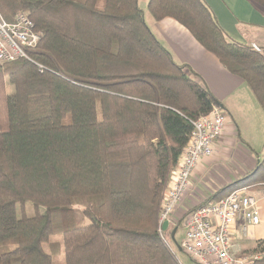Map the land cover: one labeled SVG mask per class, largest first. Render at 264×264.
Listing matches in <instances>:
<instances>
[{
  "label": "trees",
  "instance_id": "obj_1",
  "mask_svg": "<svg viewBox=\"0 0 264 264\" xmlns=\"http://www.w3.org/2000/svg\"><path fill=\"white\" fill-rule=\"evenodd\" d=\"M146 7L188 30L264 112V48L230 40L205 0ZM18 12L41 39L28 59L0 64V264H54L44 245L57 234L64 264H181L165 238L181 221L160 231L161 202L192 123L219 101L156 38L139 0H0L6 21ZM233 185L263 193L264 157ZM27 202L34 215L18 217ZM251 252L264 264V238Z\"/></svg>",
  "mask_w": 264,
  "mask_h": 264
},
{
  "label": "crops",
  "instance_id": "obj_2",
  "mask_svg": "<svg viewBox=\"0 0 264 264\" xmlns=\"http://www.w3.org/2000/svg\"><path fill=\"white\" fill-rule=\"evenodd\" d=\"M205 1L230 40L253 43L259 48H264L263 8L250 0ZM144 19L150 30L153 27L151 31L170 51L172 58L178 63L189 65L197 76L194 78L201 79L206 84L219 101L218 107L226 117L222 134L213 144L212 155L198 163L189 189L177 204L169 222L172 228L175 222L182 221L186 217L190 209L197 208L211 196L217 197L218 195L214 196V194L221 189V186L224 188L232 185L254 169L258 160L251 156L245 144L237 137H241L243 142L250 145L247 140L251 139L243 138L245 136L240 127L242 124H249L248 117L252 114L258 121H261L262 117L254 97H251L246 89V83L224 69L217 57L206 51L182 25L171 18L152 21L144 16ZM224 170H228L226 176L223 175ZM256 196L260 221L256 225L249 226L246 237H240L235 231L232 240L234 253H243L249 248L251 250L257 240L264 238V192L257 191ZM236 225L238 226V223Z\"/></svg>",
  "mask_w": 264,
  "mask_h": 264
},
{
  "label": "built area",
  "instance_id": "obj_3",
  "mask_svg": "<svg viewBox=\"0 0 264 264\" xmlns=\"http://www.w3.org/2000/svg\"><path fill=\"white\" fill-rule=\"evenodd\" d=\"M40 39L41 33L26 12H18L11 22L0 13V64L28 59L29 50L37 47ZM251 46L259 50L255 44ZM225 121L222 109L216 106L192 123L189 140L162 198L160 231L164 221L169 224L172 220L198 163L212 155L213 144L222 134ZM184 218L185 235L180 247L198 264H253L263 256L232 252L235 231L240 237H246L249 226L260 221L257 199L244 186L201 204Z\"/></svg>",
  "mask_w": 264,
  "mask_h": 264
},
{
  "label": "rangeland",
  "instance_id": "obj_4",
  "mask_svg": "<svg viewBox=\"0 0 264 264\" xmlns=\"http://www.w3.org/2000/svg\"><path fill=\"white\" fill-rule=\"evenodd\" d=\"M139 4H140V6L144 12V16L146 18L149 17L150 19H152V21H156V20H153L152 16L149 14V12L147 10L146 0H139ZM254 4H256V3H254ZM256 5L264 9V6H262L260 4L258 5V3ZM146 20H148V19H146ZM152 28L153 27H151V30H152ZM153 30H154V32H156L155 29H153ZM156 34H157V32H156ZM8 89L12 90V88L10 86H8ZM246 89L249 91V94L251 95V97H254L251 90H249L248 86ZM253 99H255V97ZM254 101H255L257 107L259 108V110L261 111V117H262L261 121H258L257 118L252 114L250 117H248L249 124L248 125L242 124L240 127V130L242 131L243 135L245 136L243 138H245V139L250 138L251 139V140H249V139L247 140L250 145H247L245 142H243L241 137H237V139L240 140L241 143L245 144V147L249 150V153L251 154V156L254 159H256V161L257 160L260 161L264 157V112L261 109L258 102L256 101V99ZM243 121L244 120H242V122ZM249 131H250V133H249ZM240 136H241V134H240ZM227 171L228 170H224L223 175L226 176L227 175L226 173H228ZM252 177H253V175H250L246 179L247 184L245 183L246 184L245 186H251L253 184ZM221 188H222V186H221ZM234 188H237V187L232 186L226 193H222V194L218 195L217 197H213V200H217V199L221 198L222 196H225V194H227L230 190H232ZM256 192L257 191H255V190L253 192L251 191V193L255 197H257ZM43 211H44L43 208H41L39 210L40 213H42ZM16 213H17L18 217H20L22 214L26 217H29V216L34 215L35 211H34L33 205L30 202H27V203H25L23 209L20 208V205H17L16 206ZM184 235H185V228H184V218H183V220L181 221V224L177 227V231L175 234V240L173 241L171 239L169 230L165 234V238L167 239V241L171 245L172 249L175 251L176 256H177V258L181 264H198L196 261L193 260V258H191V256L189 254H187L182 249L180 250L177 247V245H179L183 241ZM175 242L177 243V245ZM59 243L61 245V235L57 234V235H53V236L49 237L48 243H46L44 245V250L48 253H51L52 250H54V249L56 250V254H55L56 256L53 260L54 264H64V253L62 250V246H59V248H58ZM243 253L244 254H251L253 252H251V250L249 248V250L247 249V251H244ZM254 253H256V252H254ZM257 254L260 255L263 253H257Z\"/></svg>",
  "mask_w": 264,
  "mask_h": 264
},
{
  "label": "water",
  "instance_id": "obj_5",
  "mask_svg": "<svg viewBox=\"0 0 264 264\" xmlns=\"http://www.w3.org/2000/svg\"><path fill=\"white\" fill-rule=\"evenodd\" d=\"M168 222L167 221H164L163 223H162V226H161V229L163 230V231H165L166 229H167V227H168ZM175 231H176V229H173L172 230V232H171V234H170V236H171V239L174 241L175 240ZM176 243V242H175ZM176 245H177V243H176ZM177 247H179V245H177ZM179 249H180V247H179Z\"/></svg>",
  "mask_w": 264,
  "mask_h": 264
}]
</instances>
